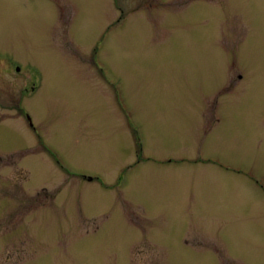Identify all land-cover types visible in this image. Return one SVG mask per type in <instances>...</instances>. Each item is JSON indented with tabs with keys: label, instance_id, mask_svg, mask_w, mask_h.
Returning <instances> with one entry per match:
<instances>
[{
	"label": "rangeland",
	"instance_id": "374dc122",
	"mask_svg": "<svg viewBox=\"0 0 264 264\" xmlns=\"http://www.w3.org/2000/svg\"><path fill=\"white\" fill-rule=\"evenodd\" d=\"M121 5L0 0V264H264V0Z\"/></svg>",
	"mask_w": 264,
	"mask_h": 264
},
{
	"label": "flooded vegetation",
	"instance_id": "af4514ba",
	"mask_svg": "<svg viewBox=\"0 0 264 264\" xmlns=\"http://www.w3.org/2000/svg\"><path fill=\"white\" fill-rule=\"evenodd\" d=\"M152 2L154 3V5H160L162 3H166V0H152ZM111 3L113 4V7L114 9L118 12L117 16L115 17V23H120L122 22L125 18L123 17V14L125 12V9L124 7L121 5V0H111ZM169 4V2H168ZM104 18V17H103ZM106 21V19H105ZM108 24L107 26H105L104 28V33H106V31L108 30ZM96 52V49L93 48L92 49V54H91V61H92V64L93 66L98 70V71H102L101 70V67L102 65H98V63H96V61L94 60V58L92 57L93 56V53ZM13 61H14V57L10 54L7 55V60L6 61H3L0 59V70H5L6 72H9V73H12L13 75L15 74H20L22 73V71L17 67L16 68V71H15V65H13ZM24 75H26L27 77V82H26V85L23 87V90L27 93L28 97L34 93L36 90H37V87L34 83H30V78H29V75L24 72L23 73ZM28 83H30V86L28 87ZM19 106V109L20 111L22 112L23 114V117L24 119L26 120L27 124L32 128V129H35L34 127V123L32 121V118L30 116V114L24 109V106L21 104V105H18Z\"/></svg>",
	"mask_w": 264,
	"mask_h": 264
}]
</instances>
